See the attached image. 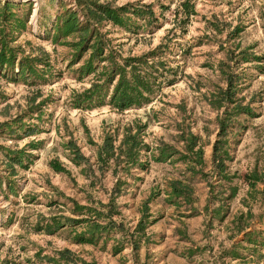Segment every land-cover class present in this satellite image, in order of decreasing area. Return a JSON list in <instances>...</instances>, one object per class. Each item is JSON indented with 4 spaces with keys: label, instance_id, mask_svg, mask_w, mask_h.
I'll return each mask as SVG.
<instances>
[{
    "label": "rangeland",
    "instance_id": "obj_1",
    "mask_svg": "<svg viewBox=\"0 0 264 264\" xmlns=\"http://www.w3.org/2000/svg\"><path fill=\"white\" fill-rule=\"evenodd\" d=\"M2 1L0 264H264V0ZM94 3L126 8V25ZM136 57L146 100L119 107L109 69ZM83 216L104 225L92 242L66 221Z\"/></svg>",
    "mask_w": 264,
    "mask_h": 264
},
{
    "label": "trees",
    "instance_id": "obj_2",
    "mask_svg": "<svg viewBox=\"0 0 264 264\" xmlns=\"http://www.w3.org/2000/svg\"><path fill=\"white\" fill-rule=\"evenodd\" d=\"M11 2L12 1H9V0H3L2 1V7L7 8L8 5L12 4ZM182 4H185V1H182ZM94 6L100 11L101 15L110 18L111 20H113L116 23H119V24L122 23L123 25H126L125 20L127 17L123 16V15H125L124 13L126 11V8H122L121 6L119 8H111V7L107 6L106 4H95V3H94ZM133 12L138 13V14H142L141 13L142 11H140V12L133 11ZM2 15H3V19H8V18H6V16L4 14H2ZM73 15H74V12H72V11L65 14L64 15L65 18L63 20H61V25H59V27L61 26V28H62L66 25V28H73L76 25V22H75V19L73 18L74 17ZM19 19L22 20V18L16 17L15 23L19 22ZM88 41H89V39H85V43H87ZM102 46H103L102 40H100V38H97V36H96L95 41L91 44V47L93 48V53L90 57L94 58V59L101 57L100 54L102 52ZM3 49H4V47H2L0 49V69H2L5 65L12 62L11 58L14 57L12 53L10 54L11 55L10 57L5 56L6 54H4V52L2 51ZM25 58L26 57H23V56L20 58V60L18 61L19 67H21L23 64L26 63L25 61H27V60ZM139 58L140 57L125 58L124 59V62L127 65H129L128 70H125V69L120 68L118 66L115 68L109 69L111 71V73H109V75H107V78H106L107 80L111 78L112 74L118 73V77H117L116 81L113 83V86L111 88V92L109 93V100L112 101L113 103H115L119 107H123L125 105H129V104L139 102L141 99L146 100V97L143 94V92L144 93L148 92L149 88H150L149 82H148L151 75H152L150 68L142 71V73H140L138 76L128 77L132 73V70L135 68V65H136V64H134V62H132V60L137 61ZM144 62H145V60H144ZM91 63L93 64V61L90 59V61L87 62L86 66L89 67ZM151 65L152 64H150L149 66H151ZM129 70H131L130 73H129ZM26 71H28V74H34L36 76L40 75L38 72L34 71V69L31 68L30 65L27 66ZM20 72H21V68L19 69L18 73L20 74ZM138 86H140L142 88L143 92L142 91L140 92V90H138ZM93 93H96L97 95L99 94L98 82H92L89 87H87L85 90H83L80 93H77L74 96L78 101H81L83 98H91ZM223 127L221 129L222 132L224 130ZM134 137H135V135H134ZM134 137L130 136L129 144L127 145V148H126L127 149L126 155H128L129 157L133 156L132 155L133 154L132 149L136 145V141H135ZM193 144H194V141L192 140L191 143H189V147L192 146ZM12 151L14 153L13 156L10 155V152H12ZM12 151H9V155L7 154L8 161L20 163L22 158L20 157V155L18 153H16V150H12ZM197 151H200V150H197ZM131 152H132V154H130ZM251 175H253L251 171L244 172V176L251 177ZM175 183H177V182L172 181V184H170L173 192H175V193L181 192L182 191L181 186L175 185ZM110 213H111V210H110ZM97 217H99V216H97ZM246 217H247L246 213H244V214L239 213L235 216H232V223H235L234 226L238 230H240L241 228H243L242 230H244L248 227V224L243 225L246 222L241 221V220H244ZM93 218L94 217H91V216L90 217L83 216V217H75V218L67 217L66 221H69V223L72 222V224H74V222L76 223L77 221H79L81 223L84 222L85 225L83 223H82V225H80L83 228L80 229L79 231L75 232L74 237L77 239L79 238V240H86V241L92 242V239L94 236L93 231H96L97 227H99L98 230L104 229V225L99 224ZM52 220H53L55 227L61 226L65 223V221L60 222L56 218H52ZM259 232H260V230H257L255 228L246 229L243 232L246 239L243 237V238H241V240L245 239V240L249 241L250 243H252L251 247L255 249V247L260 242L254 236H255V234H257ZM251 235H254V236L251 237ZM236 242L240 243V240H237ZM234 246H236V245H234ZM231 251H234V249H231ZM233 255H234V253L232 254V256Z\"/></svg>",
    "mask_w": 264,
    "mask_h": 264
}]
</instances>
